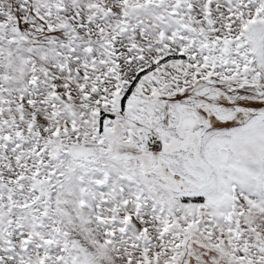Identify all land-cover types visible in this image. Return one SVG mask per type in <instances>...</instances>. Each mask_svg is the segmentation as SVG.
<instances>
[{"label":"snow or ice","instance_id":"1","mask_svg":"<svg viewBox=\"0 0 264 264\" xmlns=\"http://www.w3.org/2000/svg\"><path fill=\"white\" fill-rule=\"evenodd\" d=\"M0 264H264V0H0Z\"/></svg>","mask_w":264,"mask_h":264}]
</instances>
